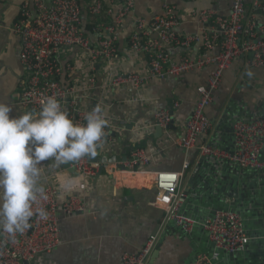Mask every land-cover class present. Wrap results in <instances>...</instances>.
<instances>
[{
    "label": "built area",
    "instance_id": "obj_1",
    "mask_svg": "<svg viewBox=\"0 0 264 264\" xmlns=\"http://www.w3.org/2000/svg\"><path fill=\"white\" fill-rule=\"evenodd\" d=\"M260 5L255 1L252 10ZM134 10L135 0H24L14 23L24 73L20 102L39 112L46 98L55 95L74 123L86 124V115L96 107H77V98L96 87L95 65L100 59L106 73L103 89L129 84L135 91L147 81L181 77L213 66L205 83L196 87L198 99L179 127L178 135L169 134L175 118L166 107L155 109L153 124L167 134L169 144L178 146L185 153L197 150L198 157L230 159L240 169L258 171L264 185V157L261 156L264 150V113L249 120L238 118L231 124L230 150L209 141L199 143L200 137L213 129L214 123L207 116L206 109L211 105L214 92L232 62L240 56L249 55L250 65L264 68V24L257 23L253 11L247 9L245 0H230V8L225 16L209 9L192 12V18L200 24L199 32L182 33L177 31L182 15L177 13L176 6L164 3L161 12L149 20L137 17L128 38L129 50L144 55L147 72L115 73L113 64L118 54L117 32ZM86 17L90 18L92 31L96 33L95 40L85 32ZM199 42L202 49L195 58L183 53L178 61H173L167 54L171 46L186 50L191 44ZM73 49L78 50L77 59L62 61V53ZM80 67L87 71L86 85H64L61 81L63 75L70 73L72 77ZM135 100L140 101L131 99ZM177 106L179 102L174 104V107ZM101 114L106 124L98 145L108 147L115 141L110 134L111 129L120 126L114 117L107 116L102 110ZM147 147L130 148L120 163L121 167L138 171L148 166L155 153ZM48 161L41 162L39 167L46 166ZM70 165L79 176L78 190L81 194H70L59 201V187L53 184L39 185L43 187L47 199L38 197L33 204L34 215L29 219L30 226L22 234L17 233L14 240L0 229V264H33L38 254L49 253L58 247L61 244V219L85 211L83 198L88 180L101 165L110 167L109 162L89 161L86 155ZM189 168L190 161L187 159L181 171L161 170L154 173L153 183L157 191L154 203L163 209V221L167 223L172 220L184 233H191L195 225H201L213 250L228 253L244 250L251 237L245 232L237 211L216 209L200 221L182 213L181 178ZM36 208L46 211V218L39 217ZM157 242V234L149 235L136 251L122 255L123 264H148ZM215 257L214 252L212 257L199 253L188 264H213Z\"/></svg>",
    "mask_w": 264,
    "mask_h": 264
},
{
    "label": "crops",
    "instance_id": "obj_2",
    "mask_svg": "<svg viewBox=\"0 0 264 264\" xmlns=\"http://www.w3.org/2000/svg\"><path fill=\"white\" fill-rule=\"evenodd\" d=\"M23 1L0 0V102L12 108V116L36 112L20 102L24 73L19 59V36L14 30V23ZM255 1L258 0H245L248 10H252ZM164 3L176 6L177 13L182 15L177 31L188 34L198 33L200 28V24L192 18V12L209 9L225 16L230 8V0H135L134 12L125 18L117 32L118 54L113 64L115 73L147 72L148 64L144 55L129 50L128 38L137 17L149 20L161 12ZM258 9L262 12H258ZM258 9L252 11L257 23L263 25L264 2ZM89 19L86 17L85 32L95 40L96 33L92 31ZM201 49L200 42L191 44L186 50L171 46L167 54L173 61H178L183 53L197 57ZM77 57V49L62 53L64 62ZM249 58V55L240 56L224 72L213 101L206 109L207 116L214 123L213 129L200 137L199 143L209 141L230 150L231 124L238 118L249 120L264 113V68L250 65ZM104 68L103 61L98 60L95 65L96 87L77 98V107H100L104 114L118 120L120 127L113 126L110 131L111 136L115 137L114 143L108 147L98 146L96 154L91 155L99 160L106 159L110 167H103L96 179L92 177L88 180L83 198L85 211L61 219V244L49 253L38 254L33 264H123V254L136 251L149 235L154 234L158 235L159 247L151 253L148 264H188L202 250L210 252L211 242L200 227H194L191 233L182 230L169 232L160 239L166 223L163 221V209L154 203L157 191L153 178L156 171H181L184 160L188 159L190 168L183 174L182 182L200 157L197 150L185 153L178 146L169 144V138L163 130L160 136H154L153 112L160 107L168 108L175 118L169 134L178 135L179 127L198 99L196 87L205 83L213 66L181 77L147 81L138 91L129 84L103 89L102 85L106 81ZM86 72L80 67L72 77L70 73L63 75L61 81L64 85L84 87ZM133 98L140 101H131ZM177 102L179 106L174 107ZM136 146H148L147 149L155 153V158L138 171L123 169L120 163L126 158L128 150ZM261 156L264 157V150ZM205 158L207 166L208 162L213 165V170L210 169L212 185L219 187V191L226 195L222 198L223 203L230 205L235 202L236 205L237 202L230 196L235 195L236 198V195L248 190L251 201L247 205L263 221L261 225L253 224L252 231H264V185L261 174L255 170L240 169L230 159ZM71 166H66V163L57 166L50 159L41 168L43 174L39 185L53 184L59 187V201L70 194H81L78 190L79 176ZM205 166L206 163L202 170L206 171ZM206 209L208 211L203 212L187 202L182 213L201 220L212 212L211 207ZM246 248L248 245L244 250Z\"/></svg>",
    "mask_w": 264,
    "mask_h": 264
},
{
    "label": "clouds",
    "instance_id": "obj_3",
    "mask_svg": "<svg viewBox=\"0 0 264 264\" xmlns=\"http://www.w3.org/2000/svg\"><path fill=\"white\" fill-rule=\"evenodd\" d=\"M11 112L0 102V229L14 240L30 226L38 197L47 199L39 186L41 162L51 159L58 166L94 156L106 120L96 107L86 115V124L74 123L55 95L46 98L39 113ZM36 213L47 216L42 208Z\"/></svg>",
    "mask_w": 264,
    "mask_h": 264
},
{
    "label": "water",
    "instance_id": "obj_4",
    "mask_svg": "<svg viewBox=\"0 0 264 264\" xmlns=\"http://www.w3.org/2000/svg\"><path fill=\"white\" fill-rule=\"evenodd\" d=\"M258 2L259 4H263L264 0H258ZM258 12H262V10L258 9ZM170 127H172V125H170ZM161 132L162 129L159 126H155L154 136H160ZM86 157L89 161H106V159L102 158L101 160H99L95 157H92L91 155H86ZM206 160L207 158L200 157L197 163L192 167L186 177L182 180L181 192L183 194L184 200L182 208L186 207L187 202L192 203L195 208H198L203 212L208 211L206 209L207 207H211L212 212L209 213L208 216H210L216 209L229 208L237 211L242 218L245 232L251 237V239L247 244L248 248H246V250L228 253L218 249L213 250V245L212 243H210L212 246L210 252L202 250V252L199 253H206L208 257H212L214 252L216 254V257L213 258V264H264V231H252L253 224L261 225L263 221L257 218V214H254V212L247 205V202L251 201V198L248 196V190L244 191L243 189L242 191H244V194H238L236 195V198L234 197L235 195L230 196L231 199L234 198L233 200L237 202L236 205L235 202L231 203L230 205L227 203H223L222 198L226 197V195H223V193L219 191V187H214L212 185L213 179L212 175H210L212 173L210 172V169L213 170V165L208 162L207 166ZM72 162L73 161L67 162L66 166H69V164H71ZM204 163H206V171L205 169L202 170ZM102 168L103 166L101 165L97 174L93 176L94 179L98 177ZM72 170L74 169L72 168ZM261 193L263 194V191H261ZM219 196L221 198H219ZM200 215L204 216V214ZM197 227L202 228L199 224L195 225V228ZM177 230L181 229L179 227H176L172 220H168L164 225L163 235H161L160 239H163L164 236L169 232L174 233ZM158 247L159 244L156 245V249L154 250V252L157 251Z\"/></svg>",
    "mask_w": 264,
    "mask_h": 264
},
{
    "label": "trees",
    "instance_id": "obj_5",
    "mask_svg": "<svg viewBox=\"0 0 264 264\" xmlns=\"http://www.w3.org/2000/svg\"><path fill=\"white\" fill-rule=\"evenodd\" d=\"M86 29V28H85Z\"/></svg>",
    "mask_w": 264,
    "mask_h": 264
}]
</instances>
